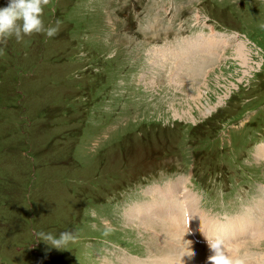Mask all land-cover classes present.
<instances>
[{
	"label": "rangeland",
	"instance_id": "obj_1",
	"mask_svg": "<svg viewBox=\"0 0 264 264\" xmlns=\"http://www.w3.org/2000/svg\"><path fill=\"white\" fill-rule=\"evenodd\" d=\"M43 19L59 21L55 36L0 42V264H152L172 249L168 230L129 220L138 203L125 204L144 191L148 198L158 181L136 179L165 173L157 166L176 157L186 170L180 177L190 181L196 169L192 188L209 217L264 220V0H48ZM200 21L237 37L205 70L198 57L205 66L195 79L167 76L152 48H180L174 40ZM104 220L115 228L107 236ZM65 229L77 238L64 249L37 236ZM256 238L251 249L260 252L264 235ZM110 251H119L115 262Z\"/></svg>",
	"mask_w": 264,
	"mask_h": 264
},
{
	"label": "bare ground",
	"instance_id": "obj_2",
	"mask_svg": "<svg viewBox=\"0 0 264 264\" xmlns=\"http://www.w3.org/2000/svg\"><path fill=\"white\" fill-rule=\"evenodd\" d=\"M156 23L154 22V26L156 25ZM156 27L157 26H155V28ZM198 29H200V33L195 32L193 38H185V37L182 38L181 40L182 44L179 43L181 47L179 48L177 46L179 49L175 45V47L177 48L176 50L181 53L179 55L176 52V50L173 51L171 47L155 46L152 48V51L154 52L155 60L161 63L162 70L163 72H166L167 76L171 78L174 77L176 79L179 77V80H182L181 78L183 77L191 78L192 77L191 75L194 72H196L197 70L200 72L203 66H205L206 64L207 65L205 66V68H203L204 70L212 65L211 64L212 60L209 63L208 60L209 56L210 57L212 56L214 58L213 62H216V60L220 58L219 54L216 53L218 49L220 47H223L224 45H227L230 39L234 41V38L237 37V35L235 34L227 36L224 34L223 35L219 34L216 31H207L206 24H202V21L199 22V25L195 31H199ZM204 32H208L209 34L205 35ZM143 43L144 45H148L151 42L148 41L146 43V41H143ZM234 48L237 58L240 60L241 64L247 65L249 63L250 55L249 53H245V49L243 45H241V43L236 42L234 44ZM197 53L198 56H196ZM198 57H201L202 60L205 61L207 60L206 62H204L205 65L201 63V61H199V63L196 61ZM152 61L150 63H152ZM189 71L191 73H189ZM199 72H197V74ZM195 75L196 74L194 73L193 77ZM141 78L143 79V75L141 76ZM195 78L196 77H194V79ZM219 79L221 84L222 80L221 78ZM261 150H263L262 152L264 153V148H261ZM185 180H186L185 183L186 189H181V183ZM179 181L180 183H176L173 185L168 184L166 188L156 186L151 190V192L155 194L153 195L154 198L152 200H149L148 202L145 203H138L134 205L131 209H129V211H127L126 213L129 220H134L136 222L140 221V225H144V229L146 230L149 229L152 230L156 226L158 227L162 226L165 229L167 228L168 234L166 237H168V241L172 245V249L166 245L164 249H169V251L165 254L161 252V254H159L158 257H155L156 259L155 258L153 259L152 264L163 263V262H168L169 264H195L203 260L207 261V256L210 254L209 252L210 249L209 247H200L192 240V238L189 235V227L187 226L190 225V222L195 228L199 229L196 230L197 232L203 230V234L206 240H207V236L213 239L217 237H222L225 240L227 247L228 244L231 245L230 247H228V249L233 256L239 257L241 254H238V252L240 251V248L243 246H246L249 249L248 250L249 253L248 252L245 253L248 259L255 255H262V252H257L251 249L253 248V246L254 247L259 246L260 242H251L246 240V238L256 240L257 239L256 236H252V233L255 231L264 232V225L262 223L259 224L257 222L253 223L254 220L252 221L246 220L242 222L241 220L233 219L223 223L213 220L212 218L208 217L202 210H199L198 198L194 194L188 192L189 188L187 185V179L185 177H182ZM185 208H188V214L190 216V220L187 221V224L185 221V212H184ZM233 236H242L245 239V241L239 244L237 248L234 242L230 239L233 238ZM159 237H161V235ZM152 241L154 242L153 239ZM186 250L193 252L194 255H192L190 258L185 257L184 255L187 254ZM117 253L118 252H114L113 256H115ZM152 253H154V250ZM241 258L243 259V256H241ZM118 259L120 258L118 257ZM135 262L137 264H140V261L136 260ZM148 263L150 262L148 261ZM244 264L247 263L244 262ZM248 264H264V263L248 262Z\"/></svg>",
	"mask_w": 264,
	"mask_h": 264
},
{
	"label": "clouds",
	"instance_id": "obj_3",
	"mask_svg": "<svg viewBox=\"0 0 264 264\" xmlns=\"http://www.w3.org/2000/svg\"><path fill=\"white\" fill-rule=\"evenodd\" d=\"M47 2L48 0H8L6 5L0 6V42H4L13 36L17 41H21L24 36L34 32H45L48 37L55 36L59 31V21L56 25L46 26L43 19V6ZM102 223L104 236L115 230L109 221L104 220ZM37 236L51 246L60 249H64L66 245L77 238L74 229H65L58 234L37 232ZM207 243L210 249V254L207 256L209 264H244L242 258L230 253L222 237L213 239L207 236ZM186 252L185 257L190 258L194 255L193 252L187 250Z\"/></svg>",
	"mask_w": 264,
	"mask_h": 264
},
{
	"label": "trees",
	"instance_id": "obj_4",
	"mask_svg": "<svg viewBox=\"0 0 264 264\" xmlns=\"http://www.w3.org/2000/svg\"><path fill=\"white\" fill-rule=\"evenodd\" d=\"M196 128L197 127H195L194 128V130H196ZM211 137V136H210ZM175 153H176V155H178V153H179V146H177L176 147V149H175ZM195 158H197L200 162H201V160H203L204 158H201V154L199 153V152H196L195 153ZM175 160H176V171H178V170H180L181 168L178 166V164H177V161H178V158H175ZM204 165H206V167L207 168H211V162H209V161H204ZM205 167V168H206ZM160 168V167H159ZM210 172V171H209Z\"/></svg>",
	"mask_w": 264,
	"mask_h": 264
}]
</instances>
